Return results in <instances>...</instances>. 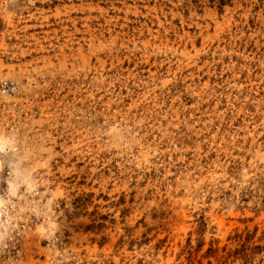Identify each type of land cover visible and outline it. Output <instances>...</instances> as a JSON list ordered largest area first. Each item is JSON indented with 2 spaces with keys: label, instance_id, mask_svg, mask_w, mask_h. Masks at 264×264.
Wrapping results in <instances>:
<instances>
[{
  "label": "rangeland",
  "instance_id": "rangeland-1",
  "mask_svg": "<svg viewBox=\"0 0 264 264\" xmlns=\"http://www.w3.org/2000/svg\"><path fill=\"white\" fill-rule=\"evenodd\" d=\"M0 264H264V0H0Z\"/></svg>",
  "mask_w": 264,
  "mask_h": 264
}]
</instances>
